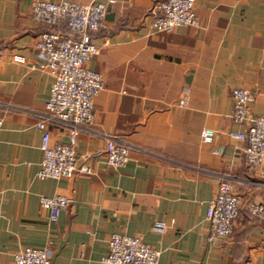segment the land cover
I'll return each instance as SVG.
<instances>
[{"label": "crops", "instance_id": "1", "mask_svg": "<svg viewBox=\"0 0 264 264\" xmlns=\"http://www.w3.org/2000/svg\"><path fill=\"white\" fill-rule=\"evenodd\" d=\"M35 1L0 0V264H14L25 247L47 248L51 264H106L114 233L141 237L160 251V264H264V219L248 210L264 205V160L250 166L244 143L228 136L243 129L231 119L234 88L249 90L252 116H264V0H195L200 27L169 33L150 28L166 0H113L103 26L85 35L99 49L87 66L104 87L75 150L93 173L56 180L36 176V124L53 76L37 65L44 56L35 43L47 27L32 18ZM46 127L52 142H67L63 124ZM204 128L214 130L212 144L202 142ZM110 138L132 146L120 168L106 164ZM222 176L240 214L228 237L210 243L206 209ZM41 195L69 198L56 221ZM157 221L166 224L161 234Z\"/></svg>", "mask_w": 264, "mask_h": 264}, {"label": "built area", "instance_id": "2", "mask_svg": "<svg viewBox=\"0 0 264 264\" xmlns=\"http://www.w3.org/2000/svg\"><path fill=\"white\" fill-rule=\"evenodd\" d=\"M113 0H97L90 5H79L71 1L36 0L32 6V18L47 30L41 33L35 43L44 61L38 67L48 70L53 76L49 96L44 104L45 112L40 116L37 127L42 131L40 150L41 161L36 176L40 180L72 178L78 174H92L86 164L78 165L75 145L80 132L92 123L95 97L104 87L102 73L90 69L87 64L98 54V47L85 39L88 32L103 26L107 6ZM63 25L68 32L79 34L71 38L55 28ZM199 28L200 22L195 12V0H166L156 6L150 19L153 32H173L180 27ZM15 61L24 62L22 58ZM233 108L231 119L241 125V131H229L231 139L244 143L246 163L260 165L264 160V116H252L253 96L245 88H234L231 92ZM185 105V100L179 101ZM56 122L67 129V142H52L46 124ZM215 132L204 128L201 140L212 144ZM132 146L120 138H110L106 142L105 159L111 168H120L130 159ZM222 147L214 153L221 154ZM66 195L39 197L41 208L49 212L51 221H56L59 213L69 202ZM249 212L264 219V205L258 202L248 204ZM240 214V200L235 194L233 183L222 176L216 195L208 202L206 220L209 226L208 241L228 237L233 222ZM166 224L157 221L152 230L163 233ZM160 251L146 244L141 237L114 233L108 240V253L102 258L106 264H160ZM14 264H51L47 248L25 247L14 255Z\"/></svg>", "mask_w": 264, "mask_h": 264}, {"label": "trees", "instance_id": "3", "mask_svg": "<svg viewBox=\"0 0 264 264\" xmlns=\"http://www.w3.org/2000/svg\"><path fill=\"white\" fill-rule=\"evenodd\" d=\"M65 30L68 32V30H67L66 28H65ZM58 31H59V30H58ZM66 31H65V32H64V31H60V32H62V33H64V34H67Z\"/></svg>", "mask_w": 264, "mask_h": 264}]
</instances>
